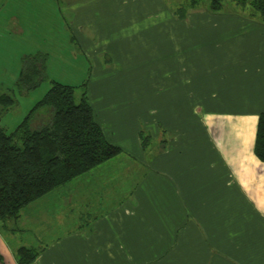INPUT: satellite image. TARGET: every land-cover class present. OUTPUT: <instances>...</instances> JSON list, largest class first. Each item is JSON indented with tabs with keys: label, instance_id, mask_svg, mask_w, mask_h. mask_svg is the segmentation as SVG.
<instances>
[{
	"label": "crops",
	"instance_id": "1",
	"mask_svg": "<svg viewBox=\"0 0 264 264\" xmlns=\"http://www.w3.org/2000/svg\"><path fill=\"white\" fill-rule=\"evenodd\" d=\"M34 1L0 0L1 29L21 34L15 15ZM56 5L89 62L94 121L121 152L0 222V264H18L20 247L38 252L31 264H264V24L191 10L159 41L153 0Z\"/></svg>",
	"mask_w": 264,
	"mask_h": 264
},
{
	"label": "trees",
	"instance_id": "2",
	"mask_svg": "<svg viewBox=\"0 0 264 264\" xmlns=\"http://www.w3.org/2000/svg\"><path fill=\"white\" fill-rule=\"evenodd\" d=\"M173 14L185 19L191 10L213 13L231 12L264 24V0H179ZM231 3L235 9L224 11ZM46 54L24 57L15 83L26 94L35 89L46 76ZM75 98V87L51 82L49 89L37 101L11 132L0 128V222L16 219L19 212L56 187L84 175L113 159L121 150L108 143L94 121L86 97V82ZM14 100L0 95L4 110ZM44 110L48 119L32 126L36 115ZM142 143L148 140L141 135ZM254 154L264 162V114H259L254 141ZM37 251L20 247L16 250L18 264H31Z\"/></svg>",
	"mask_w": 264,
	"mask_h": 264
},
{
	"label": "rangeland",
	"instance_id": "3",
	"mask_svg": "<svg viewBox=\"0 0 264 264\" xmlns=\"http://www.w3.org/2000/svg\"><path fill=\"white\" fill-rule=\"evenodd\" d=\"M149 1L144 0L145 9L148 5L151 8V0ZM34 2L38 5L42 4V8L36 9ZM34 2L33 7L25 11L24 15H15L16 25H19L23 30L21 34H13L0 27V95H9L14 100V106L4 110L0 117V126L9 127L7 132L21 122L32 106L43 97L52 81L75 87L74 94L78 99L83 90L81 84L88 77L89 62L83 55L76 54L79 51L72 41L71 33L67 27V22L70 21L67 12H63V19H61L56 9V0H42V3L35 0ZM179 4V0H153V8L159 10V17L153 18L157 19L160 25V32L156 34V36L159 35V41L166 39L162 37L163 34L167 36V33H162V31H167V24L174 23L173 16L177 21L183 20L173 14L172 9ZM223 8L224 11L235 9L231 3H226ZM7 15L8 13L1 18V24H4L5 27L8 25L6 23L8 22ZM153 19L145 16L143 22L147 25L157 24V20ZM163 48L159 49L161 54L164 51ZM38 53L46 54L45 79L35 89L21 94L16 89L15 83L22 67V60L24 57L34 56ZM153 84V82L144 81L145 92L149 95L151 92H156V87H153ZM161 86L163 85L161 84ZM160 89L162 88L160 87ZM152 99H154L152 100L154 104L157 103V100L160 105L168 102V98L162 95L152 97ZM178 99L183 100L182 97ZM177 103H179L178 100ZM3 109L4 106L0 105V113ZM32 236H36L34 230ZM33 242L38 243L37 241Z\"/></svg>",
	"mask_w": 264,
	"mask_h": 264
}]
</instances>
